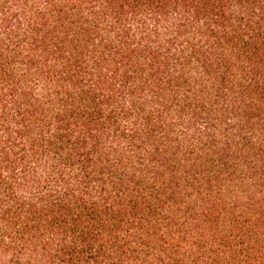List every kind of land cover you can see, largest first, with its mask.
Instances as JSON below:
<instances>
[{"label": "trees", "instance_id": "obj_1", "mask_svg": "<svg viewBox=\"0 0 264 264\" xmlns=\"http://www.w3.org/2000/svg\"><path fill=\"white\" fill-rule=\"evenodd\" d=\"M0 264H264V0H0Z\"/></svg>", "mask_w": 264, "mask_h": 264}]
</instances>
